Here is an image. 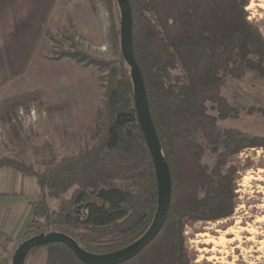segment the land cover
Returning a JSON list of instances; mask_svg holds the SVG:
<instances>
[{"label":"trees","instance_id":"trees-1","mask_svg":"<svg viewBox=\"0 0 264 264\" xmlns=\"http://www.w3.org/2000/svg\"><path fill=\"white\" fill-rule=\"evenodd\" d=\"M88 1L94 9L93 0ZM105 1L119 10L117 0ZM129 2L133 54L169 170L171 195L156 235L134 256L116 264H192L185 226L230 216L239 170L233 156L246 147L264 148L263 136L216 122L217 117L237 114L222 94L223 77L239 78L247 69L264 74V37L248 18L249 0ZM59 56L74 58L81 73L89 75L96 88H104L98 136L65 155L46 142L34 148L32 162L2 156L0 167L36 179L40 198L31 203L34 211L25 238L56 230L91 253L114 251L144 233L157 205L156 174L137 119L130 67L121 52L115 61L99 60L76 48ZM92 62L108 66L104 81L87 67ZM207 102L217 116L208 112ZM206 149L214 154L212 165L201 161ZM42 246L47 249L44 264H88L62 242Z\"/></svg>","mask_w":264,"mask_h":264},{"label":"rangeland","instance_id":"rangeland-1","mask_svg":"<svg viewBox=\"0 0 264 264\" xmlns=\"http://www.w3.org/2000/svg\"><path fill=\"white\" fill-rule=\"evenodd\" d=\"M73 2L54 3L56 13L45 20L37 37V49L21 72L13 76V82L0 90V157L15 156L29 163L35 158L34 148L46 142L59 155H65L81 150L98 136L104 88H96L91 77L81 73L74 58L67 56L68 64H64L59 60L63 56L59 55L76 48L99 60H118L120 15L118 8L105 0H93L94 9L88 0ZM246 9L249 20L264 37V0H249ZM87 67L98 81L105 80L106 64L92 62ZM221 90L237 114L217 117V124L264 137V74L247 69L239 78L225 76ZM20 94L22 99L10 100ZM207 106L208 112L217 116L212 104L207 102ZM201 161L212 165L214 154L206 149ZM233 162L239 169L233 213L215 221L198 220L185 226L186 243L194 257L192 264H264V148H243L233 156ZM50 204L55 206L53 200ZM12 211L6 210V226L14 221L17 231L24 220L30 223L32 216L28 217L27 211L15 216ZM26 229L10 243L9 249L2 244L0 264H11L17 244L25 239ZM201 232L225 236L220 251H212L213 244L205 242L207 236L198 235ZM46 255L45 246L36 247L27 254L24 264H44Z\"/></svg>","mask_w":264,"mask_h":264},{"label":"crops","instance_id":"crops-1","mask_svg":"<svg viewBox=\"0 0 264 264\" xmlns=\"http://www.w3.org/2000/svg\"><path fill=\"white\" fill-rule=\"evenodd\" d=\"M70 1L74 3V0ZM54 3L53 0H0V82L8 79L0 85V90L13 82V74L26 65L29 53L31 56L37 49V37L45 20L56 13ZM59 60L68 64L69 57L63 56ZM39 198L35 177L12 167H0V242L8 249L10 243L24 232L29 221L24 220L22 228L16 231L14 221H9L7 226L4 222L6 210L13 209L15 216L18 213L24 215L29 209L27 215L30 217L34 210L31 203Z\"/></svg>","mask_w":264,"mask_h":264},{"label":"water","instance_id":"water-1","mask_svg":"<svg viewBox=\"0 0 264 264\" xmlns=\"http://www.w3.org/2000/svg\"><path fill=\"white\" fill-rule=\"evenodd\" d=\"M117 3L120 11V52L123 59L130 67L137 119L143 132L146 145L150 151L156 174L157 205L153 219L148 228L137 239L124 247L105 253H91L79 245L71 235L61 231L52 230L46 233H37L23 239L17 245L11 258V264H24L25 258L32 248L51 242H62L66 244L77 258L85 263L116 264L129 259L143 248L156 235L165 220L170 202L171 179L159 147L158 138L148 106L142 73L133 54L130 2L129 0H117Z\"/></svg>","mask_w":264,"mask_h":264},{"label":"bare ground","instance_id":"bare-ground-1","mask_svg":"<svg viewBox=\"0 0 264 264\" xmlns=\"http://www.w3.org/2000/svg\"><path fill=\"white\" fill-rule=\"evenodd\" d=\"M208 228L211 229L212 227H208ZM224 232H227V231H224ZM198 235L207 236V239L205 240V242H209V243L213 244V247L210 248L212 251H214V250L220 251L219 246H221L225 242V236H223V235L212 236V235H209L207 232H201V233H198ZM212 258H216V256H212ZM208 260H209V258H208Z\"/></svg>","mask_w":264,"mask_h":264},{"label":"built area","instance_id":"built-area-1","mask_svg":"<svg viewBox=\"0 0 264 264\" xmlns=\"http://www.w3.org/2000/svg\"><path fill=\"white\" fill-rule=\"evenodd\" d=\"M2 250V243L0 242V251Z\"/></svg>","mask_w":264,"mask_h":264}]
</instances>
